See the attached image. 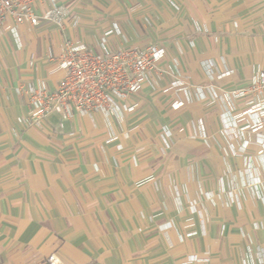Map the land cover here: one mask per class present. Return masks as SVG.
Segmentation results:
<instances>
[{"label":"crops","instance_id":"1","mask_svg":"<svg viewBox=\"0 0 264 264\" xmlns=\"http://www.w3.org/2000/svg\"><path fill=\"white\" fill-rule=\"evenodd\" d=\"M59 3L75 25H19L18 38L0 30V264H48L51 255L63 264H264V156L255 146L231 153L221 102L165 91L171 73L194 88L210 71L233 70L214 81L232 89L264 70V0ZM103 40L111 50L167 52L130 100L134 111L51 114L29 127L19 88L56 89L65 44L97 52Z\"/></svg>","mask_w":264,"mask_h":264},{"label":"built area","instance_id":"2","mask_svg":"<svg viewBox=\"0 0 264 264\" xmlns=\"http://www.w3.org/2000/svg\"><path fill=\"white\" fill-rule=\"evenodd\" d=\"M48 2V7H41ZM60 0H0V30L5 28L17 37L16 28L27 24L37 27L48 23L62 28L65 24L75 25L76 16ZM39 11V12H38ZM113 30L119 34L117 26ZM167 59V52L157 44L145 48L111 50L101 42L100 50L94 52L82 43L65 44L64 51L58 57V67L63 71L56 89L49 90L44 81L19 88L28 103L27 122L29 127L39 128L51 114H58L63 120L74 114L90 116L101 113L106 118L115 116L122 119L136 108L130 102L145 85H151L150 73L157 70L158 63ZM233 70H224L214 75L208 72L209 83L203 87L186 85L171 73L169 88L182 91L185 102L209 101L221 102L225 108L222 134L229 142L233 155L244 154L250 146L256 147L255 156H264V70L257 71L242 87L224 89L214 84L230 76ZM243 108H238V102ZM183 102L174 101L173 108H179ZM199 132L205 138L202 126ZM253 135V138L246 136ZM171 132L163 128L160 139L163 149L170 147ZM114 139L113 136L109 141ZM238 140V146L234 141ZM264 160V159H263ZM193 233L186 234L187 237ZM182 240V239H180ZM195 260L190 256L189 262ZM48 264H63L55 255L47 258ZM264 263V262H262Z\"/></svg>","mask_w":264,"mask_h":264},{"label":"rangeland","instance_id":"3","mask_svg":"<svg viewBox=\"0 0 264 264\" xmlns=\"http://www.w3.org/2000/svg\"><path fill=\"white\" fill-rule=\"evenodd\" d=\"M161 140V139H160Z\"/></svg>","mask_w":264,"mask_h":264}]
</instances>
